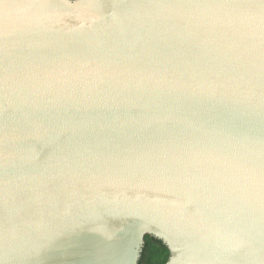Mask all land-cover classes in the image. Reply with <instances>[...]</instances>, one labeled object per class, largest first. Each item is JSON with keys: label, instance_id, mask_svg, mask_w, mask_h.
I'll return each instance as SVG.
<instances>
[{"label": "water", "instance_id": "1", "mask_svg": "<svg viewBox=\"0 0 264 264\" xmlns=\"http://www.w3.org/2000/svg\"><path fill=\"white\" fill-rule=\"evenodd\" d=\"M264 264V0H0V264Z\"/></svg>", "mask_w": 264, "mask_h": 264}, {"label": "trees", "instance_id": "2", "mask_svg": "<svg viewBox=\"0 0 264 264\" xmlns=\"http://www.w3.org/2000/svg\"><path fill=\"white\" fill-rule=\"evenodd\" d=\"M168 248L158 239L146 235L137 264H165Z\"/></svg>", "mask_w": 264, "mask_h": 264}]
</instances>
